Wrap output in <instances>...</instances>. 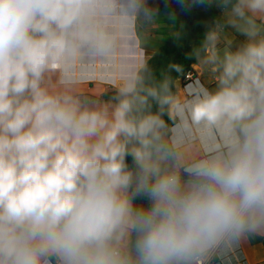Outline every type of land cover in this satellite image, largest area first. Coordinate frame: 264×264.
Listing matches in <instances>:
<instances>
[{
  "label": "clouds",
  "instance_id": "1",
  "mask_svg": "<svg viewBox=\"0 0 264 264\" xmlns=\"http://www.w3.org/2000/svg\"><path fill=\"white\" fill-rule=\"evenodd\" d=\"M175 4L218 7L245 37L221 50L219 30L206 33L216 88L182 108L187 126L227 143L179 162L151 111L172 102L166 85L121 75L102 107L67 87L86 55H115L138 0H0V264H186L264 224V0Z\"/></svg>",
  "mask_w": 264,
  "mask_h": 264
},
{
  "label": "crops",
  "instance_id": "2",
  "mask_svg": "<svg viewBox=\"0 0 264 264\" xmlns=\"http://www.w3.org/2000/svg\"><path fill=\"white\" fill-rule=\"evenodd\" d=\"M123 3V0H118ZM145 0H138V11L125 15L116 29L115 55L112 58H93L85 56L81 72L67 85L74 94L89 106H111L115 102L105 99V95L116 93L118 77L129 73H138L146 61L155 53L158 44L174 33L175 17L165 11L159 17L150 19L145 26L138 23V13ZM216 30L220 32L216 47L223 50H235L245 40L243 35L227 26L222 10ZM212 49L208 48L204 57L192 66L193 78L177 82V94L170 106V123L167 137L177 144L176 160H191L222 149L226 146V133L220 129L206 131L187 126L183 102L196 93L201 87L214 90L216 75L213 66L207 63V56ZM59 73L54 71L49 82L62 89L65 85L59 82ZM203 254V253H202ZM194 255L186 264H197ZM204 264H264V224L244 231L235 238L220 241L213 249L204 253Z\"/></svg>",
  "mask_w": 264,
  "mask_h": 264
},
{
  "label": "trees",
  "instance_id": "3",
  "mask_svg": "<svg viewBox=\"0 0 264 264\" xmlns=\"http://www.w3.org/2000/svg\"><path fill=\"white\" fill-rule=\"evenodd\" d=\"M138 13V23L145 26L150 19L159 17L168 11L175 17L174 33L158 44L155 53L146 61L138 73L149 85H166L167 95L171 101L177 94V82L184 80L186 75L192 72V66L199 63L204 57L205 35L216 29L221 9L212 7L208 9H196L192 12H181L175 4V0H145ZM116 94V93H115ZM114 93L105 95V99L115 102ZM160 105L150 100L151 111L159 112L164 121V133L167 136V128L170 123L171 103ZM131 165V157H128ZM135 204L147 206L146 200H136Z\"/></svg>",
  "mask_w": 264,
  "mask_h": 264
},
{
  "label": "built area",
  "instance_id": "4",
  "mask_svg": "<svg viewBox=\"0 0 264 264\" xmlns=\"http://www.w3.org/2000/svg\"><path fill=\"white\" fill-rule=\"evenodd\" d=\"M193 78V74L192 72L188 73L185 77L186 80H190ZM204 253L203 254H200L198 255L197 257H195V261L197 264H204Z\"/></svg>",
  "mask_w": 264,
  "mask_h": 264
}]
</instances>
